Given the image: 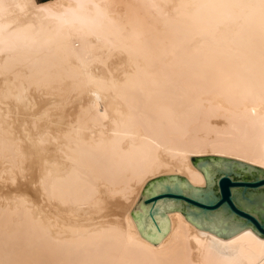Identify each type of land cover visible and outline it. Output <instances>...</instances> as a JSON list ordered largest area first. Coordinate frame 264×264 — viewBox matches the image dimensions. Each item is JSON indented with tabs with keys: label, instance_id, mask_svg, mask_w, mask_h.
I'll return each instance as SVG.
<instances>
[{
	"label": "bare ground",
	"instance_id": "obj_1",
	"mask_svg": "<svg viewBox=\"0 0 264 264\" xmlns=\"http://www.w3.org/2000/svg\"><path fill=\"white\" fill-rule=\"evenodd\" d=\"M232 159L264 167V0H0V264H264L227 207L145 203Z\"/></svg>",
	"mask_w": 264,
	"mask_h": 264
},
{
	"label": "water",
	"instance_id": "obj_2",
	"mask_svg": "<svg viewBox=\"0 0 264 264\" xmlns=\"http://www.w3.org/2000/svg\"><path fill=\"white\" fill-rule=\"evenodd\" d=\"M232 160H235L239 165L246 164V167H248L249 170H251V166H253L254 169H252L254 172H248L247 174H250L249 177L239 175L235 172H218L215 179H213L216 180L215 185L212 186L216 198L212 202L195 198L183 192L163 191L149 196L145 199V203L151 204L161 198H173L184 202L186 205L205 211H216L227 207L232 214L242 219L244 222H249L257 231L264 235V220L262 219L261 214L258 211L242 206L237 198L239 195H249L251 192L255 194H264V191H257L264 188V167L255 166L238 159ZM210 162V158H204L198 160L196 165L199 168H203L210 165Z\"/></svg>",
	"mask_w": 264,
	"mask_h": 264
},
{
	"label": "rangeland",
	"instance_id": "obj_3",
	"mask_svg": "<svg viewBox=\"0 0 264 264\" xmlns=\"http://www.w3.org/2000/svg\"><path fill=\"white\" fill-rule=\"evenodd\" d=\"M39 1H41V2H43V1H48V0H39ZM74 44V45H73ZM73 44H71L70 45V47H69V50H72L73 49V47L76 49V50H78V51H80V53L81 54H85V53H87L86 51L88 50V47H89V40H88V37H86L85 35L82 37V38H80V39H77L76 41H75V43H73ZM245 176L246 177H249L250 176V174H245ZM258 192H260V191H264V188H262V189H260V190H257Z\"/></svg>",
	"mask_w": 264,
	"mask_h": 264
}]
</instances>
